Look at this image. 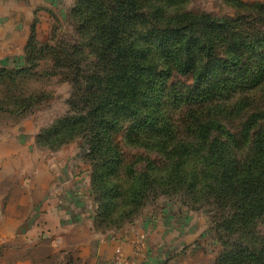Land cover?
<instances>
[{
	"label": "trees",
	"instance_id": "trees-1",
	"mask_svg": "<svg viewBox=\"0 0 264 264\" xmlns=\"http://www.w3.org/2000/svg\"><path fill=\"white\" fill-rule=\"evenodd\" d=\"M186 1L78 0L71 16L87 41L81 47L95 54L92 71L83 75L93 87L81 98V112L67 114L39 137L62 141L81 132L89 138L96 221L118 230L160 188L158 175L144 170L132 173L123 189L113 133L125 128L132 142L145 134L143 145L158 147L169 163L164 179L172 186L160 192L187 187L222 211L219 232L247 236L215 264H264V235L257 231L264 222V109L236 97L264 84V5L231 0L261 15L244 28L241 18L189 12ZM26 49L29 60L36 52L57 63L75 60L62 44L39 43L35 25ZM8 72L0 67V78ZM175 104L195 106L192 139L178 138L168 123L166 109ZM239 110L247 116L241 137L227 124ZM251 133V151L244 152L241 144Z\"/></svg>",
	"mask_w": 264,
	"mask_h": 264
},
{
	"label": "rangeland",
	"instance_id": "rangeland-1",
	"mask_svg": "<svg viewBox=\"0 0 264 264\" xmlns=\"http://www.w3.org/2000/svg\"><path fill=\"white\" fill-rule=\"evenodd\" d=\"M56 1L57 8L56 12H53L52 22L38 28L35 19L32 32L35 25L36 40L39 43L62 44L67 52L74 54L75 60L65 57L64 61L68 62L57 63L58 59H54L51 54L40 52H36L29 60V55L26 54L29 38L22 57L10 63H0V67L9 70L8 74L5 73L0 78V172L7 177L50 176L52 173L48 170L49 166L60 167V170L53 171L57 176L65 173L81 175L85 171H89L91 177L93 175L89 138L84 133L80 132L62 141L60 136H54L48 141L39 137L43 130L49 129L67 114L81 112V108L85 106L81 98L85 90L93 87L83 75L92 71L91 61L95 54L91 48L83 45L87 41L85 37H81L79 25L71 16L78 0ZM241 1L250 5H264V0ZM185 10L195 14L207 13L221 19L241 18L240 22L244 28L258 22L261 16L257 10L241 6L231 0H187ZM244 57L247 61L249 55L245 54ZM183 80L177 79V85L181 86L179 82ZM187 82L191 83L192 80ZM236 97L248 101L246 105L250 103L256 109L263 110L264 84L262 87L242 92ZM13 101H16L18 106ZM165 107L167 108V105ZM193 108L195 106L175 104L166 109L169 113L168 123L172 124L173 133L178 138L192 139L195 116L198 114ZM243 111L239 110L234 115L237 117L227 123L238 132V137H241L242 122L247 119ZM260 121L259 119L258 122ZM257 127L258 125L253 126V130ZM252 133L241 144L244 152L251 151L255 138ZM145 137V134H140L134 142L129 141L126 129L122 127L113 133V142L122 159L119 169L123 189L126 190L131 185L132 173L138 177L144 170H150L154 175H158L155 187L160 188V191L163 188H170L172 185L166 184L169 180L164 179L169 163L163 158L158 147L153 149L143 145ZM91 189L94 194L92 181ZM160 191L144 199L139 211L131 217L130 224H135L146 214V219L150 220L153 218L152 213L158 212L167 203H175L189 213H198L200 218L195 224L199 235L183 249L190 251L197 264H215L226 249L235 250L238 241L247 243L246 235L239 236V233H233L225 236L223 232H219L217 224L222 211L214 204H206V201L200 198V194L189 192L187 187L175 188L168 192ZM95 202L98 208L96 196ZM122 202L123 198L120 199V206L124 204ZM257 231L264 235L263 221L259 222Z\"/></svg>",
	"mask_w": 264,
	"mask_h": 264
},
{
	"label": "crops",
	"instance_id": "crops-1",
	"mask_svg": "<svg viewBox=\"0 0 264 264\" xmlns=\"http://www.w3.org/2000/svg\"><path fill=\"white\" fill-rule=\"evenodd\" d=\"M56 5L0 0L1 64L23 56L34 20L51 23ZM52 168L27 178L0 172V264H114L118 250L125 264H197L183 249L199 235L198 213L167 203L150 220L102 227L89 171L57 176Z\"/></svg>",
	"mask_w": 264,
	"mask_h": 264
},
{
	"label": "built area",
	"instance_id": "built-area-1",
	"mask_svg": "<svg viewBox=\"0 0 264 264\" xmlns=\"http://www.w3.org/2000/svg\"><path fill=\"white\" fill-rule=\"evenodd\" d=\"M114 264H125V260L122 258L121 250H118L116 256L113 259Z\"/></svg>",
	"mask_w": 264,
	"mask_h": 264
}]
</instances>
